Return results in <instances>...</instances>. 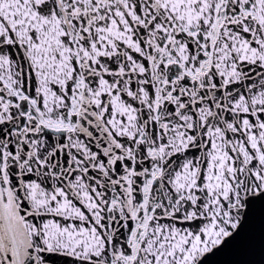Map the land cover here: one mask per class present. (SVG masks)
Returning a JSON list of instances; mask_svg holds the SVG:
<instances>
[{
    "label": "snow or ice",
    "instance_id": "1",
    "mask_svg": "<svg viewBox=\"0 0 264 264\" xmlns=\"http://www.w3.org/2000/svg\"><path fill=\"white\" fill-rule=\"evenodd\" d=\"M0 264H264V0H0Z\"/></svg>",
    "mask_w": 264,
    "mask_h": 264
}]
</instances>
